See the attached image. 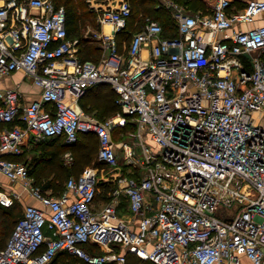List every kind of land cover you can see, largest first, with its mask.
I'll use <instances>...</instances> for the list:
<instances>
[{
	"label": "built area",
	"instance_id": "built-area-1",
	"mask_svg": "<svg viewBox=\"0 0 264 264\" xmlns=\"http://www.w3.org/2000/svg\"><path fill=\"white\" fill-rule=\"evenodd\" d=\"M88 3L110 27L95 33L99 62L79 54L64 5L0 0V76L23 71L40 87L26 103L19 88L0 92V171L41 202L24 207L0 264H51L60 252L125 264L128 251L155 264H237L243 256L264 264V24L243 27L264 12V0L241 9L214 0L208 12L160 0L178 34L166 35L147 15L122 48L117 33L128 24L130 0ZM100 82L111 84L122 107L104 119L79 102ZM131 119L137 140L124 142L132 171L124 173L113 131ZM81 131L97 133L99 158L114 170L106 180L116 185L99 210L98 168L70 176L56 195L34 183L27 164L6 157L52 136L74 141ZM21 196L0 189V204Z\"/></svg>",
	"mask_w": 264,
	"mask_h": 264
},
{
	"label": "trees",
	"instance_id": "trees-1",
	"mask_svg": "<svg viewBox=\"0 0 264 264\" xmlns=\"http://www.w3.org/2000/svg\"><path fill=\"white\" fill-rule=\"evenodd\" d=\"M58 5H64L66 8V23L69 36L78 39V51L83 59L93 60L99 62L103 48L100 44L99 38L95 35L97 30H100V23L97 20L96 12L89 6L87 0H54ZM186 0L184 4L193 11L202 10L204 12L210 11L206 5L191 7ZM203 0H199V4ZM132 6V13L129 17L126 28L117 33V40L119 47L122 48L124 41L129 40L134 31L140 28L145 16L149 15L158 18L162 21L166 35H177L178 30L174 24L170 10L164 5H158L160 0H130ZM181 2V1H180ZM183 3V2H182ZM91 28V29H90ZM108 84L107 82H100L94 86L89 87L84 94L80 97V104L82 108L90 112L91 107L88 106V100L95 104L98 108V113L94 114L97 117L104 119L105 117L122 111V107L117 101L116 90L109 85V88L102 90ZM85 100V101H83ZM130 121V120H129ZM128 121V123H129ZM127 123V125H128ZM132 123H135L134 121ZM127 125L123 128H126ZM45 144V151L48 153V161L50 164V172L47 180L41 184L36 179L33 170V158L38 159V156H33L30 161H27L25 156L29 152L35 151L38 145ZM100 141L96 132L94 131H81L74 141H69L65 136H52L50 138L41 140L36 143H25L24 151L20 155L7 154L6 157L14 160L25 161L30 174L35 177V184L41 185L44 192L51 189L54 193H61L66 188V182L70 176H79L88 166H95L99 168L108 167L106 161L99 158ZM49 148V149H48ZM71 151L72 159L69 163L62 160V156ZM116 184L107 181H101L98 196H106L107 191L112 189ZM97 196V197H98ZM109 198V196H108ZM16 202L9 207L0 204V247H3V242L8 239L12 229L19 219L14 215L17 212ZM126 205V201L124 202ZM90 250L94 253H103L104 250L98 245H90ZM75 260L80 264H91L83 258L72 255L68 252H60L52 263L55 264H74ZM104 264H116L115 262H107ZM125 264H155L150 259H145L133 251L126 253Z\"/></svg>",
	"mask_w": 264,
	"mask_h": 264
},
{
	"label": "crops",
	"instance_id": "crops-1",
	"mask_svg": "<svg viewBox=\"0 0 264 264\" xmlns=\"http://www.w3.org/2000/svg\"><path fill=\"white\" fill-rule=\"evenodd\" d=\"M177 1L180 2L179 0H177ZM247 2H248V0H233V5L237 9H241V8L246 6ZM180 3H182V2H180ZM196 11H199V10H196ZM261 24H264V12L258 16V18L256 19V21L254 23H252V24H243V27L244 28H249V27L258 26V25H261ZM102 28L106 30V26L102 27V25H100V30ZM232 30L233 29L227 30L226 34H230L232 32ZM221 35H225V33L222 32ZM108 84H104L105 86L102 88L101 91L108 89L109 88ZM13 87H16V88L20 89L21 94H22L21 95V101L25 102V103L29 102V101H31L33 99L38 98L39 94H40V87L37 86L36 84H34L32 79L29 76H27L23 71H14V72H12L10 74L4 75V76H0V92H3L7 88H13ZM83 101H85V100H83ZM87 102H88V106H90L91 108L93 106L98 111V108L96 107L95 104L91 103L89 100ZM1 104H3V97L0 95V105ZM80 105L82 107V102H81ZM94 114H96V113H94ZM23 151H24V149H23ZM67 152H71V151H67ZM66 153L64 154L65 157H66ZM20 154H17V155H20ZM10 155H14V154H10ZM17 155H15V156H17ZM33 155L34 154H31V152H29L28 155H27L28 156L27 157V161H30L32 159ZM18 161H21V162L26 164L25 161H22V160H18ZM66 162H67V158H66ZM89 167H95V166H88L87 168H89ZM96 168L99 169L100 182L101 181L102 182L103 181H107L106 180L107 179V176H106L107 174L105 173V169L106 168L105 167H103V168L96 167ZM31 176H32V180L35 182L34 175H31ZM13 182H16V181L10 180L3 172L0 171V189L7 190V191H10L11 189H16V190L20 191L22 196L19 199V201L21 200V203L23 204V210H24V207L26 206V204H28V203H34V204H37V205H41V202L37 198L33 197L27 190H25L23 188L21 182L17 181L16 182L17 184L15 186L13 185ZM112 183H114V182H112ZM99 189L101 191V187H99ZM110 190L111 189H109L107 191V197L106 196H102V195L97 197L95 205H96V208H98V210L103 207V205L107 202V200H109L108 192ZM46 192L47 193H51V194H56V195L62 193V192L61 193L60 192L59 193H54L51 189L46 190ZM6 207H9V206H6ZM120 210H121V212L123 214L128 213V204H127V202H126V205H124V202H122ZM6 241L7 240H5L3 242V246L6 244ZM243 258L245 259V264H249L250 263V260L246 256H243Z\"/></svg>",
	"mask_w": 264,
	"mask_h": 264
},
{
	"label": "rangeland",
	"instance_id": "rangeland-1",
	"mask_svg": "<svg viewBox=\"0 0 264 264\" xmlns=\"http://www.w3.org/2000/svg\"><path fill=\"white\" fill-rule=\"evenodd\" d=\"M88 1V0H87ZM183 3L186 2V0H179ZM214 0H203L202 3L199 4V0H191L189 2V5L191 7H199L202 5H206L207 8H211L212 4H213ZM91 29V28H90ZM108 31V30H107ZM90 113H98L97 109H95V107L92 106ZM132 119L129 121L128 125L126 128H116L113 131V139L116 142L117 145V150L119 152V156L121 159V169L124 173H132L130 166L127 163V159H125V148H124V142H129V143H133L134 141L137 140L136 134H135V130H136V124L132 123ZM148 143L153 144V142L148 138ZM45 144L42 145H38L36 147L35 151H32L31 154H34L33 156H38V159L33 158L32 164H33V170H34V174L36 176V179L39 181V183L41 184L44 180H47V178L49 177V172H50V164L49 161L47 159L48 157V153L44 150ZM49 149V148H48ZM28 156H25V158H27ZM62 160H64L66 162V157L65 155L62 156ZM114 170H112L110 167H106L105 169V173H113ZM35 180V181H37ZM35 183V182H34ZM17 183L13 182V185L15 186ZM37 185V184H36ZM41 186V185H39ZM16 207H17V212H19L18 214L16 213L14 215V217L17 219L23 212V204L20 201L16 202ZM119 249H122V247H119ZM124 249V248H123ZM51 264H55V263H51ZM74 264H80V262L75 260ZM237 264H245V259L242 258L240 263Z\"/></svg>",
	"mask_w": 264,
	"mask_h": 264
},
{
	"label": "bare ground",
	"instance_id": "bare-ground-1",
	"mask_svg": "<svg viewBox=\"0 0 264 264\" xmlns=\"http://www.w3.org/2000/svg\"><path fill=\"white\" fill-rule=\"evenodd\" d=\"M109 28H110L109 26H106V30H109Z\"/></svg>",
	"mask_w": 264,
	"mask_h": 264
}]
</instances>
